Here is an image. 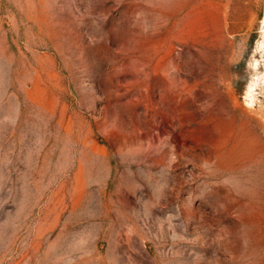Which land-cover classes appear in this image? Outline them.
Returning a JSON list of instances; mask_svg holds the SVG:
<instances>
[{
    "label": "rangeland",
    "instance_id": "obj_1",
    "mask_svg": "<svg viewBox=\"0 0 264 264\" xmlns=\"http://www.w3.org/2000/svg\"><path fill=\"white\" fill-rule=\"evenodd\" d=\"M257 123L264 0H0V264H264Z\"/></svg>",
    "mask_w": 264,
    "mask_h": 264
},
{
    "label": "bare ground",
    "instance_id": "obj_2",
    "mask_svg": "<svg viewBox=\"0 0 264 264\" xmlns=\"http://www.w3.org/2000/svg\"><path fill=\"white\" fill-rule=\"evenodd\" d=\"M258 127H259V128H258ZM257 128H258V130H259V129L262 130L263 133H264V127H262V126L259 125L258 123H257V126L254 128V130H257ZM257 133H258V132H257ZM254 134L257 135L255 132H254Z\"/></svg>",
    "mask_w": 264,
    "mask_h": 264
}]
</instances>
